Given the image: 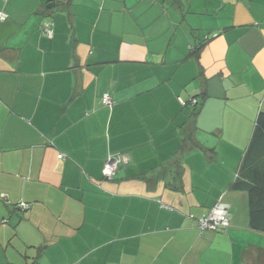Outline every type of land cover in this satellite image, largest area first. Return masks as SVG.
<instances>
[{"label": "crops", "instance_id": "1", "mask_svg": "<svg viewBox=\"0 0 264 264\" xmlns=\"http://www.w3.org/2000/svg\"><path fill=\"white\" fill-rule=\"evenodd\" d=\"M1 12L0 264H264V0Z\"/></svg>", "mask_w": 264, "mask_h": 264}, {"label": "built area", "instance_id": "2", "mask_svg": "<svg viewBox=\"0 0 264 264\" xmlns=\"http://www.w3.org/2000/svg\"><path fill=\"white\" fill-rule=\"evenodd\" d=\"M0 18L5 19L6 14L1 12ZM52 25H53L52 21H46L44 23L45 32L50 36L53 35ZM103 101L105 104L109 106H112L114 104V100L109 93L104 94ZM197 101L198 100L196 98H193L190 99L189 101L181 100V103L183 106H186L187 104L194 105L197 103ZM63 157H64L63 154H59V158H63ZM121 160H122V156L120 154L109 156L105 161L103 167V175L106 178L112 179L119 168V163L121 162ZM18 206L22 209H27L29 207V204L26 202H20ZM197 226L200 232L206 230L219 231L226 229L228 226H230L229 205L221 200L217 201V203L210 209V211L206 215L198 218Z\"/></svg>", "mask_w": 264, "mask_h": 264}, {"label": "trees", "instance_id": "3", "mask_svg": "<svg viewBox=\"0 0 264 264\" xmlns=\"http://www.w3.org/2000/svg\"><path fill=\"white\" fill-rule=\"evenodd\" d=\"M195 98L197 99V97H195ZM198 104H199V101H197V103L194 104V105L197 106ZM255 135H257V136L264 135V112H261L259 114V116H258L257 124H256V128H255ZM233 186L235 188H240V189H244L245 188V189L249 190V192H251V193L254 190V187L251 186L250 184H248V183H242V182H239V181H235V183L233 184Z\"/></svg>", "mask_w": 264, "mask_h": 264}]
</instances>
